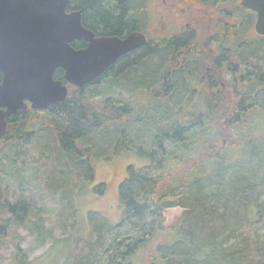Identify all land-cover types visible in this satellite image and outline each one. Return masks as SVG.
Returning <instances> with one entry per match:
<instances>
[{
  "label": "trees",
  "instance_id": "16d2710c",
  "mask_svg": "<svg viewBox=\"0 0 264 264\" xmlns=\"http://www.w3.org/2000/svg\"><path fill=\"white\" fill-rule=\"evenodd\" d=\"M193 1L202 6L211 3L212 8L231 0ZM78 3L84 20L106 34H120L127 27L123 20L126 10L133 8L130 2L127 6V0H79ZM222 12V22L228 25L224 40L231 41L232 53L225 49L220 58L228 67L235 68L238 62L245 65L248 72L256 73L259 85L255 87L253 81L249 84L239 80L241 93L235 94L231 90L222 93L211 84L207 112L203 113L202 104H196L195 99L200 96L195 87L201 90L200 85L207 83V79L212 83L214 73L205 70L201 53L191 45L201 38L194 28L186 26L159 43L151 38L138 51L120 57L106 72L112 84L133 90L143 88L151 94L156 103L152 116L139 119L134 106L120 91L106 88L111 91L107 95L88 93L86 88L100 80L97 79L79 88L69 86L66 99L53 103L50 109H21L7 117V131L0 141L16 144L29 137L30 131L23 130L30 121L31 125H40L38 133L44 139L42 142L52 148L58 164L55 171L61 180L55 187L59 192L72 186L76 171L93 176L91 155L105 152L109 157L120 150L135 148L149 158L148 164L141 168L129 165L127 177L119 184V198L124 205L121 220L112 225L105 217L94 218L96 241L76 257L74 264H97L105 257L106 264H135L131 257L142 246H147L149 251L144 264H264V202H260L264 196V145L250 147L249 136L244 134V128L251 124L249 115L264 110V35L253 30L254 12L239 5L224 8ZM128 25L129 29L140 26ZM234 48L238 54L232 51ZM237 55L238 62L228 61L227 56ZM55 76L62 78V71L56 70ZM255 90L259 94L248 97ZM137 120L142 125L133 131ZM203 125L204 128L196 131ZM223 138L245 153L251 148L250 161L222 168L219 157H233L219 156ZM165 142L173 150L164 152ZM142 145L151 146L153 151L143 150ZM156 146L163 155L158 161L154 157ZM189 149L194 155L191 159L197 161L185 169L182 160L188 158L184 156ZM203 149L213 155L207 158L209 168L204 165L206 157L196 158ZM178 169L184 173L173 176ZM199 169L201 173L197 172ZM214 170L212 180H206V185L204 179L194 182L188 196L178 197L177 203L186 209L174 237L158 239L161 223L156 224L153 219H163L161 211L173 204L171 194L175 187L190 183L188 177L192 174L205 177ZM55 171L48 170V175L53 173L54 177ZM1 178L0 174V240L8 236L11 227L10 218L3 215L14 212L18 206L8 201ZM93 214L94 211H89L90 218Z\"/></svg>",
  "mask_w": 264,
  "mask_h": 264
},
{
  "label": "rangeland",
  "instance_id": "374dc122",
  "mask_svg": "<svg viewBox=\"0 0 264 264\" xmlns=\"http://www.w3.org/2000/svg\"><path fill=\"white\" fill-rule=\"evenodd\" d=\"M238 2L239 0H231L223 5L226 9H230V7L233 9L238 5ZM131 3L137 7H139L138 5L143 6L141 28L145 30L149 38L155 39V41L180 33L186 26L194 28L196 35L201 38L203 43L214 32L212 19L217 16L213 13V9L202 6L196 1L131 0ZM220 32H224L221 27ZM221 37L224 39L225 33L219 38ZM223 81L225 86H228L227 78ZM190 85L192 86V83ZM106 88L123 93L136 109V114L140 116L139 119L152 116L156 103L151 94L144 91L143 88L133 90L129 86L123 88L112 84L110 75H104L97 83L87 87L86 91L88 93L98 92L102 96L111 92ZM195 101L196 104L202 103L200 97H196ZM249 119L251 124L244 128V134L249 136L247 145L252 148H260L264 145V110L253 111L249 115ZM30 123L31 121L23 130L24 132L30 131L29 137L16 144L0 141L2 186L5 188L8 201L18 204L14 212L3 215L10 218L11 227L8 236L0 240V264H74L76 257L80 253L86 252L89 244L96 241L94 218L96 220L98 216L105 217L112 225L121 220L124 205L119 198V184L127 177L129 165L141 168L148 164L149 158L140 155L135 148L120 150L109 157V153L105 152L91 155L89 160L93 165V176L90 178L80 170L76 171L72 186L70 184L59 192L55 186L61 179L55 171L58 164L54 161L52 148L43 144L44 139H42L41 133H38L40 125H31ZM141 125L139 120L135 121L132 130L134 131ZM202 128L204 125L196 128V131H200ZM222 140L219 156L221 154L233 156L231 159L219 157V165H223L222 168L235 167V165L250 161L251 148L245 153L240 147L231 145L228 138ZM142 147L143 150L153 151L149 145H142ZM171 150L173 148L165 142L164 152ZM154 155L156 161L163 157L157 146ZM200 156L206 157L203 160L204 165L209 168L210 161L207 158L213 156L210 150L203 149L196 158ZM184 157H188L182 160L186 163L185 169H189L190 165H194L197 161L191 159L194 157L191 149ZM48 170L56 172L54 177H52L53 173L48 175ZM216 170L204 174L205 177L203 175L194 177L192 174L188 177L190 183L186 186L175 187L171 194L173 204L161 211L163 219L161 221L153 219L156 224L161 223L156 234L158 239L163 237V239L171 240L174 237L173 232L181 224L186 208L177 203L178 197L184 199L185 196H188V190L194 182L198 183L203 179V183L206 180L211 181ZM197 172H200V169ZM182 173H184L183 170L178 169L174 171L173 176ZM174 182L179 183L177 178H174ZM100 183L104 186H100ZM79 184H81L80 187ZM260 202H264V196ZM89 211H94L92 218L89 217ZM230 240L229 244L232 243ZM148 253L147 246H142L134 257H131L132 262L135 264L147 263ZM106 260L105 257L97 264H106Z\"/></svg>",
  "mask_w": 264,
  "mask_h": 264
},
{
  "label": "water",
  "instance_id": "95a60500",
  "mask_svg": "<svg viewBox=\"0 0 264 264\" xmlns=\"http://www.w3.org/2000/svg\"><path fill=\"white\" fill-rule=\"evenodd\" d=\"M68 0H0V138L7 131V117L27 102L33 109H47L62 101L66 85L53 78L57 67L65 79L82 87L97 78L120 56L146 43L143 32L124 37H94L81 23L80 13H65ZM255 12V33L264 35V0H240ZM84 38L74 48L70 41Z\"/></svg>",
  "mask_w": 264,
  "mask_h": 264
},
{
  "label": "flooded vegetation",
  "instance_id": "af4514ba",
  "mask_svg": "<svg viewBox=\"0 0 264 264\" xmlns=\"http://www.w3.org/2000/svg\"><path fill=\"white\" fill-rule=\"evenodd\" d=\"M190 1H193V0H190ZM78 2H79V0H68L66 5L64 6V12L69 14V13H72L74 11H78L80 13L81 23L83 24V26H85L86 28H88V29L93 31L94 37L118 36V37L122 38V37L126 36L128 33H130L131 31L138 30V31H141V32H143L145 34L146 40H147L146 43L148 42V40H151V38H149L147 36L145 30L140 27L142 25V19H143V17L141 16L142 15V11H143V6L142 5H138L139 7H137L136 5L131 3V0H127V6H129V2H130V5L133 7L130 10H126V14L123 17V20L127 24V27L125 29H123L120 34H106V33H103L101 31H98L95 27L89 25L84 20V15H83V12H82L81 8H79V3ZM210 4L205 5V6L210 8L212 6ZM238 5L241 6L240 5V0L238 2ZM224 8L225 7H224V5L222 3L215 4L212 7L213 13H215L217 18H214L215 20L212 19V21L214 22V24L212 25V29H214V32H212L207 37V40H205L206 42L203 43V41H201V42L193 41L191 43V45H194V46L197 47V49H198L197 52L201 53V58L200 59H201L202 65H205V70L211 71V72L214 73V77H213L214 81H212V83H209V81L207 79L209 77V75L207 73V78H206L207 79V83L204 82L203 84L200 85L201 90H200L199 87H195V90L197 91V94L202 99V103L201 104H202V107L204 108V110L202 109L203 113L207 112V110H209L208 109V105H207L208 102H207L206 99L209 96L210 91L213 89V88H211V84H214L215 87L218 88L220 90V92H222V93L224 91L229 93L230 90H231L235 94H240L241 93L242 85L240 84L239 80H241V82L242 81H245V82L247 81V82H249V84H250L251 81H253V82H255V84H253L255 87H257L259 85L256 73L255 72L254 73L253 72L250 73V72H248L246 70L245 65H240L239 62H238V55L237 56H233V57L227 56V59H228L229 62H231V60H232V62H238V65L235 68H233L232 66L228 67L226 65L224 59L222 60V58H220V56H222L221 54L225 53V49H229L228 52L232 53L231 50H230L231 49L230 46L232 44L231 41H229V40L225 41L224 39H222V37H221V39L219 38L220 35L223 36V34L225 33V31H224V33L222 32L220 34V27L222 29H224V30H225V28L226 29L228 28V25L226 26L222 22V18L220 17L222 15V13H223L222 11L224 10ZM243 9L244 10H248L246 8H243ZM232 11L234 13V10H232ZM232 11H231V13H232ZM235 13H236V11H235ZM129 23H135L136 25L139 24L140 26H138L137 28H134V29H129V25H128ZM173 35H176V34H172L170 36H173ZM153 40H154V43H159L158 41H155V39H153ZM86 44H87V40L84 39V38H75L72 41H70V45L72 47H74V48H82V47H85ZM145 44H143V45H145ZM142 46H140V47H138V48H136V49H134V50H132L130 52H127L124 55L133 54L135 51H138L139 49H141ZM233 50L235 51V53H237V54L239 53L237 51V49L234 48V49H232V51ZM124 55H122V56H124ZM122 56H120V57H122ZM130 59L132 60L134 58H130ZM116 61L111 63L101 73V75H99L97 78H95L94 80H92L90 82H94L97 79H101L103 77V75H107L108 74V73H106L107 70L110 68V66H112L114 63H116ZM191 61H192L191 57L188 58V62L190 63ZM58 69H60L62 71V78H57L55 76V72ZM53 78L61 80L66 85L67 93H66L65 98L62 101H64L66 99L67 95H68L69 86H75V87L79 88V86L73 85V84L69 83L65 79V77H64V69H62L60 67H57L54 70ZM225 78H227L228 86H225V84H224L223 79H225ZM1 79H2V73L0 72V81H1ZM230 80H233L234 83L230 82ZM192 81H194V80H192ZM188 91L190 92L189 89H188ZM260 93H263V92L260 91ZM257 94H259L258 91H256V90L252 91V92L249 93L248 97L251 96V98H252V96H256ZM263 96H264V94H263ZM62 101H58V102H62ZM26 102H27V105H28L26 109L29 108L30 110H34L33 108L30 107V103L28 101H26ZM244 102H246V100ZM263 102H264V100H263ZM54 103H57V102H54ZM52 104L47 109H50ZM47 109H44V110H47ZM19 110H21V109H19ZM206 121H208V119Z\"/></svg>",
  "mask_w": 264,
  "mask_h": 264
}]
</instances>
